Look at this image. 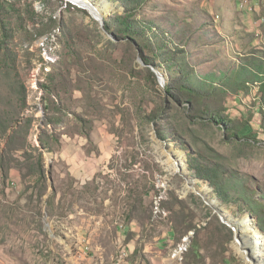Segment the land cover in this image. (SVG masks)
<instances>
[{
    "label": "rangeland",
    "instance_id": "1",
    "mask_svg": "<svg viewBox=\"0 0 264 264\" xmlns=\"http://www.w3.org/2000/svg\"><path fill=\"white\" fill-rule=\"evenodd\" d=\"M63 2H0L15 57L0 54V264H264V216L236 214L234 201L245 182L264 204V143L242 128L248 121L258 129V89L205 104L230 110L241 128L237 137L187 124L184 112L172 109L154 126L151 113L171 107L163 66H147L107 30L106 23L115 27L118 5L94 0L109 9L102 24ZM135 19L185 43L200 73L227 70L240 55L264 51V0H149ZM41 84L63 109L56 128L46 124L51 97ZM172 128L188 151L228 174L230 202L188 178L187 164V171L178 165L180 143L158 135L161 129L174 138ZM43 135L55 141L52 151L41 149L45 179L37 153L31 162L24 154L40 148ZM218 212L228 223L252 221L263 236L259 258L238 244L239 234Z\"/></svg>",
    "mask_w": 264,
    "mask_h": 264
},
{
    "label": "trees",
    "instance_id": "2",
    "mask_svg": "<svg viewBox=\"0 0 264 264\" xmlns=\"http://www.w3.org/2000/svg\"><path fill=\"white\" fill-rule=\"evenodd\" d=\"M2 0H0L1 2ZM63 2V0H59ZM117 7L115 11L116 19L112 20L115 23V27H111L110 23H106V28L109 31H114L115 37L118 41L126 42L131 46L133 50L139 52L142 58L145 60L147 66L158 68V64H161L168 75V82L164 87V93L166 99L170 101L171 107L163 106L159 111L151 113L152 124L157 126L160 122L161 114L169 110H175L176 112H184L187 124H196L200 127H217L222 132H225L228 139L237 137L241 128L235 123L236 119L231 116L230 110L215 111L209 109L205 104L212 99L218 97H231L234 99L240 92H247L250 89H258L261 94V101L259 106L260 122L258 129L254 128L251 122L242 125V128L247 126L251 127L255 138L254 143H264V139H260V136L264 137V51H257L250 55H240L237 59L235 67L227 70H219L214 73L199 72L194 66L190 65L188 59V51L186 44L183 42H177L171 35L151 24L137 22L136 15L142 12L143 8L148 4L149 0H108ZM69 7H75L72 4H68ZM113 7V6H112ZM4 10L3 5L0 3V12ZM86 12V10L80 9ZM118 12H123L122 15H118ZM53 20V19H52ZM2 28V37L0 39V54L3 53V58L7 61H15L9 45L10 36L6 30L4 22H0ZM64 26V24L62 23ZM149 52V55H147ZM160 56V57H159ZM159 59V62L157 60ZM149 74L156 77V74L152 69H146ZM42 83V82H41ZM40 84V83H39ZM44 90L49 93L51 103L46 107L48 118L46 124L48 126H54L55 128L63 123V109L58 104L56 96L53 94L52 89L45 84H41ZM14 120L12 123H14ZM31 123L29 124V128ZM183 130V129H182ZM173 136H167L161 129L158 130V135L163 141L173 139L176 143V148L187 156V168L188 172L193 176H188L190 179H196L199 182L208 184V187L216 191L218 199L223 202H230L231 192L228 188V182L230 177L226 172L222 171L219 166L211 165L209 163L204 164L202 162V156L190 152L186 149L182 134L178 129L172 128ZM16 134V133H15ZM13 135V139H14ZM11 138V139H12ZM54 136L43 135L40 137V148L25 149V160L31 162L35 153H37V167L40 178L45 179L43 168V150L52 151V142ZM55 142V141H54ZM237 197L234 199L238 203V210L236 214H248L252 216H264V204L257 200L256 196L258 190H250L245 182L240 183ZM261 218V217H260ZM264 232V227L261 226ZM190 229L196 230L195 227ZM198 246L193 244L194 255L199 256Z\"/></svg>",
    "mask_w": 264,
    "mask_h": 264
},
{
    "label": "bare ground",
    "instance_id": "3",
    "mask_svg": "<svg viewBox=\"0 0 264 264\" xmlns=\"http://www.w3.org/2000/svg\"><path fill=\"white\" fill-rule=\"evenodd\" d=\"M76 3L83 5L80 0H75ZM84 6V5H83ZM108 8L104 5L103 7V11L105 13L108 12ZM182 156L179 157L178 160V165L181 168H184L187 171V168L185 167L186 161L185 160V155L183 152L181 153ZM184 170V171H185ZM193 183H197L198 185V181H194ZM228 220L230 221L231 218L228 215ZM232 221V220H231ZM235 224V226L237 227V233L239 234V242L242 240V243L238 244H243V249L250 251L251 254L255 257V258H259L260 255L262 254V246H263V236L261 235L259 229L257 227L254 226V224L252 223V221H250L248 219V217L246 216L244 221H242L241 223H237L235 220H233V222ZM250 235V237H248ZM249 238L248 241L246 240V238ZM247 241V242H246ZM185 249V247H184ZM242 248L238 247V250L241 251ZM183 250V249H181ZM242 253V251L240 252ZM127 254V253H126ZM244 254V253H242ZM181 255V254H180ZM122 256V255H121Z\"/></svg>",
    "mask_w": 264,
    "mask_h": 264
},
{
    "label": "water",
    "instance_id": "4",
    "mask_svg": "<svg viewBox=\"0 0 264 264\" xmlns=\"http://www.w3.org/2000/svg\"><path fill=\"white\" fill-rule=\"evenodd\" d=\"M65 1H66L67 4H68V3H72V4L76 5V6H78L79 8H82V9H84V10L89 11L90 14H91L95 19H97L98 21H100L102 24L105 23V12L99 7V5H97V4L94 2V0H80V2H81L84 6L81 5V4L76 3L75 0H65ZM103 1H104V2H107L108 5L111 6V4L109 3L108 0H103ZM111 11L114 12L115 9L113 8V9H111ZM156 71H157V69H156ZM159 77H160V76H159ZM160 81H161V83L163 84V86L165 87V79L160 78ZM218 213H219L220 217L222 218L223 222L226 223V224H228V225H229L231 228H233V230L236 232V231H237V227H236L234 224H232V223H228V222H227V219L224 217V215H223L222 213H220V212H218ZM249 217L252 218L253 216H252V215H249ZM187 240H190V236L187 238ZM251 259L254 260V258H251ZM254 264H257V263H255V261H254Z\"/></svg>",
    "mask_w": 264,
    "mask_h": 264
}]
</instances>
